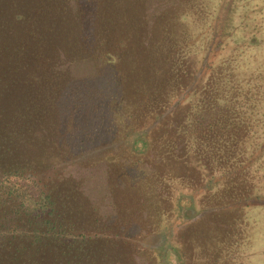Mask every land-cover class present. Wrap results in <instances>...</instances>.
<instances>
[{"label": "trees", "instance_id": "obj_1", "mask_svg": "<svg viewBox=\"0 0 264 264\" xmlns=\"http://www.w3.org/2000/svg\"><path fill=\"white\" fill-rule=\"evenodd\" d=\"M0 264H264V0H0Z\"/></svg>", "mask_w": 264, "mask_h": 264}, {"label": "rangeland", "instance_id": "obj_2", "mask_svg": "<svg viewBox=\"0 0 264 264\" xmlns=\"http://www.w3.org/2000/svg\"><path fill=\"white\" fill-rule=\"evenodd\" d=\"M192 212V211H191Z\"/></svg>", "mask_w": 264, "mask_h": 264}]
</instances>
